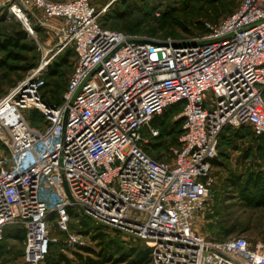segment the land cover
<instances>
[{
    "label": "built area",
    "instance_id": "obj_1",
    "mask_svg": "<svg viewBox=\"0 0 264 264\" xmlns=\"http://www.w3.org/2000/svg\"><path fill=\"white\" fill-rule=\"evenodd\" d=\"M0 6L30 34L32 19L55 34L40 65L0 98L9 155L0 160V242L8 228H23L26 262L41 264L55 241L51 220L71 244H87L88 234L71 229L74 215L141 240L152 250L148 264H264L263 243L196 231L214 193L221 131L249 126L264 135V0H241L204 35L167 40L104 28L106 9L92 0ZM67 48L76 61L63 102L48 103L40 75ZM178 103L179 144L171 161L157 160L146 150L160 136L152 120ZM33 109L45 119L40 127L26 117Z\"/></svg>",
    "mask_w": 264,
    "mask_h": 264
},
{
    "label": "rangeland",
    "instance_id": "obj_2",
    "mask_svg": "<svg viewBox=\"0 0 264 264\" xmlns=\"http://www.w3.org/2000/svg\"><path fill=\"white\" fill-rule=\"evenodd\" d=\"M92 2L97 9H106L101 19L106 20L108 28L118 31H130L133 33L129 34L153 38L155 40H167L168 38L185 39L201 36L194 26L196 20L205 21L207 27V24L216 25L229 16L228 14L219 20L210 21L201 15L205 14L207 10L201 9L200 3L195 2L196 5H193V2L191 3L190 0L187 1L186 5L185 0H92ZM172 7L180 8L176 11V21L173 26L170 25L165 29H161L164 23L158 21L155 17L157 14ZM3 8V6H0V9ZM116 10L128 13L125 14V18L117 19L114 16ZM7 15L6 19L0 21V40L7 35L14 34L17 30H26L23 21L15 18L9 11ZM31 22L35 34L32 35L27 30L28 38L23 41L26 47H11L9 49L20 56V59L11 58L8 60L16 68L13 70L0 68V98L32 71V69L30 71L25 70L26 66L34 64V68H37L46 55V49L54 45L55 34L49 28L39 26L33 19ZM52 23L53 25L60 26L62 20L53 19ZM124 26H128L129 30L124 29ZM184 26L190 27L195 35H186L187 32L183 28ZM67 50L68 48L55 57L51 64L55 60H59V56L65 54ZM6 54L7 51L0 49V58H3ZM74 62L75 58L71 59V63L63 67L62 73L58 76H50L48 74L49 67L43 71L40 75V78L46 83V86L44 85L45 87L41 89L43 96L54 100L58 96L63 95L73 71ZM32 112L34 111H25L27 119L32 126L40 127L42 123L41 118L31 121L30 115ZM175 116L169 122L172 123L178 120ZM239 129L237 127H233V129L228 128L224 133L225 137L221 142L218 151L219 155L216 158L219 165L213 167L216 193L205 204L203 209L198 212L196 216V231L209 240L245 237L254 246L257 243L264 244V206H257L243 201L232 190V187L227 185L226 180L231 174L239 175L245 180L250 173L264 172V139L255 138L249 126H244L241 130ZM167 130L172 132L170 130H174V127L170 126ZM173 139L174 135H171V137H168L163 142V149H166L167 145H169L164 154V159H168L169 161L173 158L170 147L176 144ZM8 156L6 146L0 141V160ZM51 222V235L55 238L52 248L54 253H62L71 260L72 264H80L75 252L78 251L84 256L86 252L81 250L79 245L71 244L68 241V235L62 233L57 228L54 220H51ZM80 225L94 227L96 224L88 217L79 219L73 215L71 229L79 232ZM103 230L107 235L106 238L119 240L126 248L132 246L142 247L145 245L141 241L124 233H117L108 229ZM80 232L84 235L88 234V236L83 237V240L87 242V246L100 249L98 242L92 238L91 233L89 234L90 231L87 233ZM0 264H27L23 243L15 239L5 240L0 249ZM105 264H128V262L111 261Z\"/></svg>",
    "mask_w": 264,
    "mask_h": 264
},
{
    "label": "trees",
    "instance_id": "obj_3",
    "mask_svg": "<svg viewBox=\"0 0 264 264\" xmlns=\"http://www.w3.org/2000/svg\"><path fill=\"white\" fill-rule=\"evenodd\" d=\"M187 1L188 0H185V5L187 4ZM190 2L191 3L193 2V5H196L195 2L200 3L199 5L201 9L207 10L205 14H201V15L210 21H214V20H219L220 18L227 16L228 14L229 15L232 14L239 7L241 0H190ZM3 7H4L3 9H0V21L8 17L7 15L8 9L5 6ZM179 9L180 8L172 7L164 10L162 13L157 14L155 18L158 21L164 23L161 29H165L167 28V26L170 25L173 26V24L176 21L175 18L176 17L175 15L177 14L176 11H178ZM127 13L128 12L126 11L123 12L120 10H116L114 16L117 19H123L126 17L125 14ZM100 24L104 28H108L106 26V20L100 18ZM194 24L196 31H198L200 35H204L208 32V28L205 25V21L196 20ZM123 28L129 30L128 26H124ZM183 28L187 32L186 35H195L191 31L190 27L184 26ZM123 32L133 33L130 31H123ZM27 38H28V32L27 30L23 29L22 31L17 30L14 34L7 35L2 40H0V49L7 51V54L3 58H0V68H7L11 70L16 68L15 65L10 64L8 60L11 58L20 59V56L9 49L11 47L25 48L26 45L23 43V41L26 40ZM59 57L60 59L55 60L56 62L54 61V63H52L48 68V74L50 76H58L59 74H61L63 67L69 65L71 63V59L75 58L76 61V52L73 48H68L65 54ZM33 68H34V64L31 66L30 65L26 66L25 70L30 71ZM66 89L64 90V92L66 91ZM43 98L48 103L61 104L63 102L62 99L63 95L58 96V98L54 100L51 98H46L45 96H43ZM183 107H184L183 103L172 105L169 108H167L161 115H158L153 118L152 126L160 130V136L151 138L150 143L146 146V150L155 159L160 161H169L168 159H164L165 157L164 154L168 149L169 145H167L166 149H163L164 148L163 142L168 137H171V135H174L173 140L176 142L175 145L179 144L178 138L183 131L182 125L184 122V118H179L178 120H175L172 123L169 121L172 120L175 115L180 113L183 110ZM33 111L34 112H32V114L30 115L31 121L32 120L36 121L37 119L39 120L41 118L40 119L41 122H44L45 119L43 115L38 110L33 109ZM170 126L174 127V130H170L172 132H169L167 130ZM242 127L244 126L237 128H240L239 130H241ZM228 128L233 129V127L231 126H226L220 133L218 150L221 146V142L223 138L225 137L224 133ZM252 133L255 138L260 140L264 139V135L256 136L253 131ZM144 135H148L146 131ZM216 158L212 160L213 167L219 165V162L217 161ZM226 183L228 186L232 187V190H234V192L238 195V197H240L243 201L249 202L250 204H255L257 206H264V172L250 173L245 180H243V178L240 177L239 175L237 176L236 174H231L227 178ZM215 193L216 192H215V184H214V193L211 198H213ZM83 226L84 225H82V228H80V231L85 233L91 231L92 238L98 242V246H100V249L92 248L87 245L79 246L81 250L86 252L85 256L78 251L75 252V255L79 258L78 260L80 264H105L111 261H118V262L124 261V262H128V264H148L151 262L152 250L148 246L146 245L142 247L132 246L130 248H126L124 244L119 240H116L114 238H106L107 235L103 232L104 231L103 229L111 230L108 227L101 224H96L94 227H86V226L83 227ZM113 231L117 233H122L117 230H113ZM7 239H15L21 241L25 248L26 232L23 228H19V227L8 228L6 230L3 241L0 242V249L2 248L4 241ZM135 239L139 240L137 238ZM53 246H54V242L51 243L49 253L45 257L43 263L45 262L46 264H72L71 260L64 254L54 253V250H52Z\"/></svg>",
    "mask_w": 264,
    "mask_h": 264
},
{
    "label": "water",
    "instance_id": "obj_4",
    "mask_svg": "<svg viewBox=\"0 0 264 264\" xmlns=\"http://www.w3.org/2000/svg\"><path fill=\"white\" fill-rule=\"evenodd\" d=\"M145 41H146V42L156 43V44H161V45L165 44V43H163V42H155V41H152V40H145ZM66 120H67V116H65V123H66Z\"/></svg>",
    "mask_w": 264,
    "mask_h": 264
}]
</instances>
